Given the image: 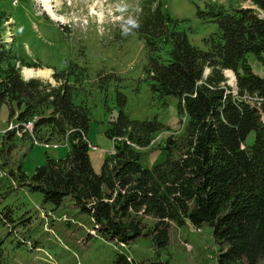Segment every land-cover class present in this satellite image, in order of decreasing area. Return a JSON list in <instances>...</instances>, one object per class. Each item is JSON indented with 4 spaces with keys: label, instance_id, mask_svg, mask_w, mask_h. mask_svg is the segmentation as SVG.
<instances>
[{
    "label": "trees",
    "instance_id": "obj_1",
    "mask_svg": "<svg viewBox=\"0 0 264 264\" xmlns=\"http://www.w3.org/2000/svg\"><path fill=\"white\" fill-rule=\"evenodd\" d=\"M249 1L229 8L213 3L203 11L218 23L206 47L176 27L179 20L162 3L144 2L130 23L129 30L147 45L152 90L163 96L176 94L179 110L188 116L184 133L167 135V156L152 166L142 164V148L151 144L161 122L133 118L122 106L107 129L115 140L114 151L106 156L102 170L95 171L88 136L90 107L74 100L85 66L72 62L69 68H56L60 83L52 84L39 77L26 79L18 67L9 65L0 76V100L17 103L18 120L25 122L22 128L33 120V129H24L32 139L67 136L70 150L62 158L48 156L32 174L21 164L8 172L1 166L0 188L6 176L10 183L41 190L44 200L56 206L70 196L89 213L95 232L124 244L144 233L160 248L169 243L173 223L208 222L220 246V264H264V73L254 70L248 56L255 53L264 66V0ZM0 16L7 18L4 10ZM167 43L172 46L164 55L161 50ZM9 59L38 65L0 36V62ZM227 68L236 75V88L227 81ZM252 130L256 136L249 144ZM15 133L7 130L5 141ZM11 147L0 149L1 154L5 151L4 161ZM4 215L0 223L12 220ZM2 256L0 247V264ZM114 264L143 263L118 251Z\"/></svg>",
    "mask_w": 264,
    "mask_h": 264
},
{
    "label": "rangeland",
    "instance_id": "obj_2",
    "mask_svg": "<svg viewBox=\"0 0 264 264\" xmlns=\"http://www.w3.org/2000/svg\"><path fill=\"white\" fill-rule=\"evenodd\" d=\"M144 2L153 6L162 3L163 9L179 20L176 27L187 31L191 41L202 47L207 46L206 38L218 28L214 17L203 11L213 3L228 8L250 4L249 0H0V11L7 15L0 16L1 38L13 42L15 52L24 59L38 64L27 66L4 60L0 62V76L14 65L26 79L39 77L59 84L54 75L56 68H69L72 62L86 67L74 100L90 107V155L97 172L114 150L115 140L107 129L122 106L133 118H157L161 122L151 144L142 148L144 166L165 159L167 135H182L188 122V116L179 110L176 94L163 96L152 90L146 70L147 45L137 32L129 30L130 23L144 9ZM163 46L161 53L168 55L172 44ZM248 56L254 70L263 74L264 66L257 55ZM25 68L51 72L29 75ZM225 73L228 83L236 88L234 71L227 68ZM7 100H0V149L12 147L5 155L7 161L3 159L5 151H0V167L8 172L21 164L32 174L48 156H67V136L50 141L34 139L37 136L32 139L24 129L32 130L33 120L22 128L25 122L18 120L19 106ZM7 130L16 133L5 141ZM255 136L252 130L247 142L251 144ZM2 182L5 186L0 188V217L4 213L12 216V220L8 217L0 223L3 264H114L118 251L129 252L143 264L151 260H160L161 264H220V246L208 222L201 226L189 219L182 225L173 223L169 243L160 248H155L152 236L144 233L124 244L95 232L89 213L70 196L56 206L44 200L41 190L28 184L10 183L6 176Z\"/></svg>",
    "mask_w": 264,
    "mask_h": 264
},
{
    "label": "bare ground",
    "instance_id": "obj_3",
    "mask_svg": "<svg viewBox=\"0 0 264 264\" xmlns=\"http://www.w3.org/2000/svg\"><path fill=\"white\" fill-rule=\"evenodd\" d=\"M26 70H25V72L27 73V74H41V75H49L50 74V70L49 69H39V70H35V69H32V68H25Z\"/></svg>",
    "mask_w": 264,
    "mask_h": 264
},
{
    "label": "built area",
    "instance_id": "obj_4",
    "mask_svg": "<svg viewBox=\"0 0 264 264\" xmlns=\"http://www.w3.org/2000/svg\"><path fill=\"white\" fill-rule=\"evenodd\" d=\"M32 122V121H31ZM114 151V150H113ZM112 152V151H111Z\"/></svg>",
    "mask_w": 264,
    "mask_h": 264
}]
</instances>
